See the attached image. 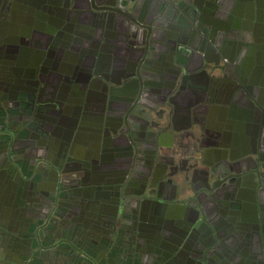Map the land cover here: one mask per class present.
I'll return each instance as SVG.
<instances>
[{"label":"flooded vegetation","instance_id":"flooded-vegetation-1","mask_svg":"<svg viewBox=\"0 0 264 264\" xmlns=\"http://www.w3.org/2000/svg\"><path fill=\"white\" fill-rule=\"evenodd\" d=\"M156 1L158 0L150 1V9L155 7ZM205 1L199 0L201 6L206 5ZM225 1L199 9L197 13L200 18L197 22L183 23L175 28L170 25L171 20L161 17L156 19L155 15L151 17L150 9L141 15L135 8L137 14L142 16V22L135 18L138 15L130 18L120 13L122 9H126L129 0H80L79 8L72 5L62 6L66 11L71 10L74 16V19L71 17L64 21L59 16L60 10L46 0H0V173L4 169L3 166L9 163L7 176L3 178L5 184H9V176L16 178L14 182L17 185H13L12 190L16 191V194L20 193L19 199L23 198L26 202L30 199L24 196L26 183L19 172L30 175L32 180L35 179L34 184H40L47 191L58 190L60 186L64 190H78L80 187L89 194H95L100 188L107 195L104 207L110 212L109 221L112 222L121 205H125V211L129 208L137 211V218L146 221H158L160 218L163 224L174 226V219L165 211L174 208L172 205L182 204L175 200L187 199L183 204L190 216L201 217L204 212L207 223L201 224L199 234L193 233L186 243V249H183L178 257L182 261L188 260L192 252L196 256L201 255L203 239L213 243L211 245L217 244V238L237 241L233 225L220 218L217 202L208 201L209 206L206 209L201 206L199 213L195 202L197 198H192V195L200 193L197 189L202 182L200 177H197L198 173L193 181H185L183 175L177 172L169 176L172 170L168 162H172L175 155L191 154L189 150L172 146V136L169 133L164 134L163 145L156 142L154 135L144 138V135L137 133L129 137L125 133L126 127L122 124L123 114L132 101L139 99L144 105H148L164 99L160 89L165 77H161L162 71L143 67L145 62L141 59L146 53L174 51L178 41L182 43L187 37L199 38L202 33L205 34L206 29L207 35L203 34L204 37L199 39L197 45L206 46L209 59L219 60L222 56L221 63L224 64V60L227 61L228 58L216 51H225L228 54L230 51H236L237 48H231L228 44L242 35L252 42L249 44L246 39H240L238 52H231V55L236 57V66L233 68V60L230 61L231 64L228 63L223 74L224 82H220L215 88L213 85L211 92L204 95L208 101L215 104L213 110L205 113L207 122L214 126V129L209 130L204 140L206 143L229 146L228 150L218 152L245 157L248 164L253 163L249 156L254 152H258V156L264 160V95L258 96L261 103L254 106L246 89V85L250 84V77L254 79L256 74L261 73V65L254 60L253 52L261 50H257L253 41L256 37L264 38V14L255 22L251 18L252 7H247L251 4L248 0H234L235 5ZM106 3L121 8L114 12L115 14L112 13L113 16L108 21L106 15L104 16V9L93 7V4L102 7ZM239 4L241 8L237 7ZM223 6L228 9H223ZM142 24L153 26L152 33L149 34L147 27ZM214 38L220 44L218 49L211 42ZM137 40L142 42L139 47ZM47 46L49 51H44ZM180 48L184 49L183 45ZM133 51L134 58H129L126 52L130 54ZM94 69L99 72L94 73ZM139 73L142 76H139ZM93 78L95 80H92ZM239 78L246 80L240 82ZM144 80L146 83L142 84L141 81ZM92 81L93 85L101 88L102 94H97V89L88 86ZM118 81L124 88L119 91L113 89L114 98L110 100V109L108 108L109 126L104 125L103 129L101 126L93 131L90 126L77 120V114L84 110L80 100L85 89L90 98L106 99L104 94L107 88L104 83L111 86ZM183 87L178 93L179 102L186 96V87ZM74 98H77L78 102H73L72 107L66 106L67 102ZM37 99H45L49 104L37 102L39 109L35 112L38 116H29L27 110L35 105L33 101ZM108 109L100 107L98 122L101 117L103 119L107 115ZM92 113L94 111L90 109L89 114ZM210 113H214V116ZM44 123L60 129L62 136L75 141L76 156L68 154L72 159L67 158V164L61 160L65 154L60 158L43 144L45 137L41 129ZM115 134L117 138H114ZM103 138L106 140V147H102ZM114 139L117 141L116 146L113 144ZM81 155L85 157L84 160ZM9 160L17 167L21 163L18 173V170L11 167ZM17 161L20 163H16ZM32 164L35 168H31ZM188 164V160L184 159L180 167H188ZM220 166L217 165L218 170H224ZM80 167L85 168L83 175L73 176V173H78L77 169ZM249 182H254L251 176ZM179 185L187 188L188 192L183 194V191H179ZM189 195L191 196L188 198ZM243 195L242 199L237 200L234 192L229 191L225 208L230 206V209L234 210L238 203L250 208L253 200L251 190H244ZM30 201L31 206L37 204L36 200ZM3 202L5 206H0V241L3 243L11 238L9 233H21L22 224L33 223L35 219L39 222L44 218V213L38 214L31 216L32 222L26 223L24 220L29 217L23 215L22 218V213L15 211L16 199L7 197ZM19 204L22 206V201ZM38 205L35 208L39 209L45 205L44 211H47L50 204L41 200ZM82 206L83 204L79 203L76 208L82 209ZM31 210L34 213L38 211ZM214 228L218 230L212 234L210 231ZM3 237L5 240L1 239ZM252 238L256 242L252 245L256 246L258 237L254 234ZM248 241L249 238L246 242ZM148 248V251L154 250L152 247ZM209 257H212L210 263L217 264L220 260L215 249ZM98 258L101 259L100 253ZM148 258L157 260L153 252H149Z\"/></svg>","mask_w":264,"mask_h":264},{"label":"water","instance_id":"water-1","mask_svg":"<svg viewBox=\"0 0 264 264\" xmlns=\"http://www.w3.org/2000/svg\"><path fill=\"white\" fill-rule=\"evenodd\" d=\"M79 1L46 0L47 3L55 5L60 10L59 16L63 21L71 17L74 19V16L71 10L66 11L62 6L69 7L72 5L74 8H79ZM150 1L129 0L126 9H122L120 13L130 18L138 15V11L141 15L146 14L150 9ZM165 1H157L154 11V14H157L155 18L161 17L171 20L170 25L175 28L183 25V23L191 22L193 24L197 22L200 18L199 13H197L199 9H204L208 5L215 6L220 1L226 2L225 0H204L206 5L201 6L199 0H170L173 7L171 11H168L169 8L165 7L167 3ZM228 2L232 4L233 0H228ZM251 2L254 4L252 5L251 18L256 22L264 14V8L259 6L260 0H251ZM93 7L94 9H104L103 12L107 21L113 16L112 13L121 10V8L109 3L102 7L93 4ZM135 8H137V12ZM222 8L228 9L226 6ZM141 15L135 17L138 22H142ZM142 26L147 27L149 34L152 33L153 26L149 24H142ZM226 29L228 30V28ZM204 32L205 34L202 33L201 37L207 35L206 29H204ZM201 37H187L182 43L178 41L174 51H149L146 53L147 55L145 54L141 59L145 62L143 67L148 66L153 71H162L163 76L161 75V77H165L160 89L164 99L156 104L148 105H144L139 99L132 101L123 114L122 124L123 127H126L125 133L129 137L137 133L144 135V138L154 135L156 142L163 145L164 134L169 133L172 136V146L184 148L186 151L189 150L191 154L175 155L172 162H168L172 170L169 176L177 172L183 175L185 181H193L198 173L197 177H200L202 182L200 188L197 189L200 193L192 195V198H197V201H194L197 202L196 207L199 213L201 212V206L205 209L209 206L208 201L217 202L220 218L223 219L222 221L228 220L233 225L238 240L232 242L217 238L215 241L217 244L211 245L213 243H208L203 239L204 245L200 247L202 250L201 255L196 256L192 252L188 260L182 261L178 257L183 249H186V243L189 242L193 233L197 232L199 234L201 224L207 223L204 212L201 217L199 215L193 218L190 216L185 209V204H183L187 199L175 200L177 203L182 204H179V206L172 205L174 208L165 211L168 216L174 219V226L163 224L160 218L158 221H146L137 218V215H135L137 211H134V208L125 211L127 209L125 205H121L118 212H116L114 222H112L109 221L110 212L104 207L107 195L100 188L95 194H89L80 187L78 190L74 188V190L70 188L64 190L60 186L58 190L47 191L40 184H34L33 180L35 179L32 180L30 175L26 176V174L23 173V175L19 172L20 161L16 162L20 163L17 167L15 163L9 160L11 167L18 170L17 173L19 172L20 176L24 177L23 180L27 188L24 196L32 202L36 200L37 204L31 206L30 200L27 199L26 202L23 198L22 200L19 199L18 195L20 193L16 194V191L13 192L12 190V186L17 185L14 182L16 178H13V176L8 175L9 184H5L3 178L7 176L8 163L3 166L4 169L0 173V206H5L3 201H5V198L11 197L13 200L16 199L15 211L22 213V218L23 215L29 217L24 220L26 223L31 221V216L38 214L44 213V218L39 222L35 219L32 220L33 223L22 224L21 233H9L11 238L8 242L3 243L0 241V264H116L115 260L119 261L118 264H214L210 263L212 257H209V255H212L213 249L220 257L217 264H264V160L258 156V152H254L249 156L253 163L248 164L245 162V157H234L231 154L224 155L222 152H218V150H228L229 146L206 143L204 140L209 130L213 131L214 129V126L209 125L207 122L205 113H208L211 109L213 110L215 105L214 102L208 101L204 95L211 92L213 85L215 88L221 84L220 82H224L225 77H223V74H225L228 63L233 60V68L236 66H234L236 57L232 56L231 52L233 54L238 52L237 50L241 45L240 39L245 40L248 37L245 38L240 35L237 37L238 39H232L229 42L228 46L237 48L236 51H230L229 54L225 51H216L222 54L224 58H228L227 61L224 60V64L221 63L222 56L219 60H212L207 57L206 46L197 45ZM246 40L249 44L252 42L249 39ZM211 42L216 45L217 49L220 47L215 38ZM253 42L257 50H261L253 51L254 60H257L261 65V75L256 74L257 76L254 79L251 76L250 84L246 85V89L254 106H258L257 103H261L258 96L264 95V74H262L264 69V38L256 37ZM182 45L185 50L180 48ZM47 48L48 46L44 51H49ZM134 53L135 51L130 54L126 52V55L129 58H134ZM99 64L100 60L97 61V65ZM175 67H178L177 70L174 69ZM236 69L239 70V68ZM98 72L94 69V73ZM203 74L204 76H202ZM139 76H142V74ZM243 80L246 79L239 78L240 82ZM141 82L142 84L146 83L145 80ZM115 83L111 86L104 83L105 88H107V92L104 94L106 99L101 97L90 98L85 89V92L82 93L83 98L80 100L84 110L77 114V120L90 126L89 128L93 131L101 126L103 129L104 125L109 126V107L110 100L114 98L113 89L119 91L124 88L121 82ZM93 84L92 81L88 86L97 89V94H102L101 88ZM183 86L186 87V96L179 102L177 97L181 89L184 88ZM199 94H202V96H199ZM37 102L44 105L49 104L46 103L47 100L45 99L33 101L35 105L30 107L31 110H27L29 116L32 114L38 116L35 112L39 109ZM73 102H78V99L69 100L66 106L69 107L70 105L72 107ZM141 105H143L142 108ZM101 106L104 109H109L106 111L107 115L103 119L101 117L102 120L100 119L98 122L97 114ZM90 109H93L94 113L89 114ZM178 114L183 116L185 121L183 124H177L176 117ZM41 131L45 137L43 144L47 145L48 150L57 154L60 158L65 154L64 159H61L62 162H65L64 164H67V158L72 159L71 155L68 156V154L76 156L75 141L70 137L62 136L60 129L57 130L49 123H44ZM116 136L117 134L114 135V138L118 137ZM217 136L219 135L217 134ZM116 143L117 141L114 139V146H116ZM106 146V140L104 139L102 147ZM96 148L98 151V147ZM7 155L9 156L8 148ZM82 158L85 159L84 156ZM157 158H159L158 154ZM206 158L211 160L207 161ZM100 159H102L101 156ZM184 159L189 162L188 167L185 168L180 167ZM217 165H221L224 170H218ZM32 167L35 168V165L32 164ZM77 170L78 173H73V176L81 177L85 168L80 167ZM250 176L253 178V183L249 182ZM246 189H250L253 194L250 208H246L244 204L242 206L239 203L236 204L234 210L230 209V206L225 208V199L229 191H233L235 197L239 200L243 198L241 195L244 196L243 191ZM180 191H183V194L188 192L187 188L183 186ZM22 195L23 193L21 197ZM41 200H44L45 204L47 201L49 202L50 205L47 211H44L45 205L38 209ZM21 201L22 206L19 204ZM79 203L83 204L82 209L76 208ZM37 205L38 207L35 208ZM31 209L38 211L34 213ZM69 229L74 230L77 240H64V232ZM217 230L218 228H214L210 232L215 234ZM254 234L258 237L256 246L255 244L252 245V243H256L252 238ZM248 238L250 241L246 242ZM1 239L5 240V237ZM86 244H92L99 250L101 259L98 258L96 263L86 256L88 253ZM148 247H152L154 250L148 251ZM149 252L154 253L156 261L149 260Z\"/></svg>","mask_w":264,"mask_h":264},{"label":"crops","instance_id":"crops-1","mask_svg":"<svg viewBox=\"0 0 264 264\" xmlns=\"http://www.w3.org/2000/svg\"><path fill=\"white\" fill-rule=\"evenodd\" d=\"M251 4H249V6H247V7H252V5H254L252 2H251V0H248ZM166 2V1H165ZM164 2V3H165ZM203 2H204V0H203ZM240 2V1H239ZM233 5H235L234 4V0H233V3H232ZM156 5H157V1H156V3H154V8L152 9H150V12H149V14H150V16L151 17H153L154 15H157V14H154V11H155V8H156ZM203 5H204V3H203ZM259 6L261 7V8H264V0H260V3H259ZM165 7L166 8H169L168 9V11H171L172 9H170L171 7H172V4L169 2V1H167V3H166V5H165ZM236 7V6H235ZM237 7H239V8H241L242 6L239 4V6H237ZM158 17H156V19H157ZM161 20V19H160ZM162 21V20H161ZM132 45H134L133 43H132ZM142 45V42H139L138 40H137V47H139V46H141ZM138 49V48H137ZM214 113H212V116H214L213 115ZM176 122L178 123V124H183L185 121H184V119H183V116L181 115V114H178L177 115V117H176ZM64 234H65V239L64 240H66V241H71V240H75V239H77V236L74 234V230H72V229H69V230H66L65 232H64ZM86 249L88 250L87 252V255L86 256H88L90 259H92L93 260V262H97V257H98V253H99V250L98 249H96V247L94 246V245H90V244H86ZM118 260H115V263L116 264H118Z\"/></svg>","mask_w":264,"mask_h":264},{"label":"rangeland","instance_id":"rangeland-1","mask_svg":"<svg viewBox=\"0 0 264 264\" xmlns=\"http://www.w3.org/2000/svg\"><path fill=\"white\" fill-rule=\"evenodd\" d=\"M181 187H182V186L179 185V191L181 190Z\"/></svg>","mask_w":264,"mask_h":264}]
</instances>
